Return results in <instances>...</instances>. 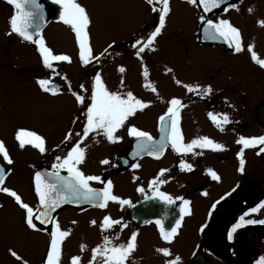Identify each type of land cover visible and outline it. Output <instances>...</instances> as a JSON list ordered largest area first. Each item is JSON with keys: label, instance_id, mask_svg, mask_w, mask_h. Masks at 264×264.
Instances as JSON below:
<instances>
[{"label": "flooded vegetation", "instance_id": "flooded-vegetation-1", "mask_svg": "<svg viewBox=\"0 0 264 264\" xmlns=\"http://www.w3.org/2000/svg\"><path fill=\"white\" fill-rule=\"evenodd\" d=\"M143 1L148 2V0ZM54 2L55 0H44L49 19L51 12H54L52 6ZM230 4L236 7H228ZM10 7L11 10L7 14L9 35L1 34L0 31V87L2 88H0V121L5 125L4 137L0 135V140L4 141L13 163L7 164L0 155V166H3L6 171L2 186L10 188L15 185L18 172H23L25 176L21 178L27 179L28 185L34 189L35 172L40 168L54 170L53 165L57 163L56 157L65 156L72 147L79 144L85 148L86 155L78 167L87 175L101 176L105 182L91 181V186L103 188L106 187V181L111 180L114 195L118 196L119 191L126 189L131 196L130 203L120 212L116 205L111 213L106 214L112 210L110 205L113 201L107 202L106 208L103 209L96 204H88L66 207L61 211L73 209L90 222L102 213L113 220L120 221V224L113 225L109 229L101 227L103 219L99 222L96 220V224L91 223L96 230V234L94 233L91 238L93 249L102 245L105 237H108L113 244L126 245L131 233L135 231L138 233L137 247L126 259L125 264H166V260L173 259L176 255L181 258L179 264H256L259 257L264 256V224L244 225L233 234L231 240L228 239V233L232 231V225L239 222L242 214L260 201H264V153H259L261 146L244 149V170L240 171V157L237 154L243 146L236 143L240 135L245 137L264 135V67L251 58V52L248 49L250 44L254 47L253 43H256L255 49L262 51V55L257 54V56L259 59H264V25L258 23L264 20V17H261L264 11V0L233 1L220 11L207 14L199 10L207 19L229 20L240 30L241 38H249L246 41L247 46L242 45L241 39L242 50L237 52L234 46H229L223 39H206L204 34L205 40L201 41L198 30V42L210 50L202 56L201 86L205 88L211 86L212 91L208 95L189 97L186 101L193 98L197 104H201L199 111L207 115V120L199 129H196L194 124L184 127L186 124L182 125V119L187 117L186 113L189 111L179 110V126L185 143L200 136H208L222 143L225 146L224 150L197 148L193 152L177 153L169 141L159 158L148 155L147 152H142L139 156L133 155L137 138L128 134L126 127L129 128V126L126 124V127L122 126L114 133L121 138L116 142H109L102 133L89 132L87 136L82 135L83 129L87 126L85 105L91 102L90 89L95 76L101 75L106 66L115 61L137 53L142 45H137L136 40L140 39L146 43V37L153 30L134 32L120 45L110 46L103 55L101 53L95 55L98 59L91 60L87 65L83 64L86 67V75L75 78V83L79 86H69L65 89L62 81L66 78L61 73V68L54 66L56 62H53L52 69L45 67L39 54V45L21 39L12 31L10 18L14 13V7L11 5ZM152 7L157 9L160 7L158 0L157 3L152 4ZM154 12L159 18V12ZM202 24L206 27L204 21ZM12 36L30 44L37 51L39 58L37 70L33 69V63L27 62L24 68L26 72H22L20 65L23 61L17 58V44ZM253 47L251 51H254ZM211 59L214 62L213 69H210L209 65ZM35 73L40 76V79H48L51 84L59 88L54 95L45 92L39 86L40 92L49 97L65 95L70 105L69 114L63 119L59 128V135L55 139L57 142L49 144L44 152L32 146L30 151L23 153L25 156L17 157L18 146L13 142L16 140V131L21 128L29 129L30 120L27 117L33 108L34 99L40 95L38 91L34 94L28 91L27 87L34 82ZM7 84L13 85V93L7 94L9 89L2 86ZM17 84L23 87L19 88ZM80 85H84V89H81ZM19 89L21 91L16 93ZM73 92L84 95L85 104L78 103ZM5 97L9 104L2 102ZM15 108L17 109L13 112L7 111ZM19 110L22 117L20 126ZM166 111L167 109L164 113ZM209 112L218 115L227 114L231 122L221 131L210 119ZM136 127L150 133L153 140L159 143L161 137L159 119L155 133L147 128ZM69 133L72 135L65 139ZM104 159H108L110 163L101 164L100 161ZM181 161L191 164L192 169H182ZM134 163H138L140 167L133 168ZM209 168L218 174L219 180L211 178L208 174ZM162 169L167 171L161 173ZM61 170L66 171V169ZM154 180H162L163 183L154 185ZM140 188L144 191L141 192ZM158 191L169 194L175 202L166 203L157 196ZM176 197L190 201L189 212L184 214L174 239L167 242L163 240L160 234L161 225H157L156 220H161L165 230L175 226V221L180 219V208L183 204V200H176ZM0 199V213L8 209V215L11 207L14 208V214L17 207L25 212L15 200L10 199L8 194L0 192ZM211 201L212 204H210ZM140 203L142 204L136 208L135 206ZM214 204L215 208H213ZM203 210L205 213H202ZM24 215L26 217V212ZM245 218L264 219V209L255 214H249ZM53 226L55 227L54 223L48 229L37 228L48 237V244L40 264H45L46 253L50 247V231ZM108 246L111 247V244ZM164 247L170 249L171 256L166 257L157 251Z\"/></svg>", "mask_w": 264, "mask_h": 264}, {"label": "rangeland", "instance_id": "rangeland-1", "mask_svg": "<svg viewBox=\"0 0 264 264\" xmlns=\"http://www.w3.org/2000/svg\"><path fill=\"white\" fill-rule=\"evenodd\" d=\"M77 2L86 9L90 18L87 31L94 56L107 51L110 46L120 45L134 32L154 30L156 26H159V18L152 10V4L143 0H77ZM52 6L54 12L52 11L50 14L51 18L45 29L44 38L54 54H66L71 57L70 63L56 62L54 64L61 68V73L66 77V80L62 81L64 88L78 87L75 78L86 75V67L79 60L78 42L71 26L65 25L59 19L61 6L55 2ZM170 9L171 11L166 16L165 26L155 39V51L147 49L139 57L136 53L129 54L106 66L100 75L109 91L121 94L131 91L137 98L150 102L148 107L142 111L137 110L133 116L129 117L125 124L129 127L134 125L147 128L154 133L159 117L170 106V100L174 97L181 100L183 106L180 109L189 111L186 113L187 117L182 119V125L186 124L184 127L194 124L196 129H199L207 120V115L203 111H199L201 104H197L193 98L186 101L189 97H195L198 94L189 92L183 86H201L202 56L204 53L210 52L198 42L197 34L202 23L200 20L202 15L197 5L189 3L188 0H170ZM10 10V4L0 0L1 34L9 35L7 14ZM261 17H264V11ZM12 37L17 44V58L23 61L20 65L23 69L22 72H26L24 68L27 62L33 63V69L37 70V61L39 60L37 51L30 44L22 42L15 36ZM248 40L249 38L243 37L242 45L247 46L246 41ZM253 44L255 53L262 55V51L255 49L256 43ZM209 65L210 69H213V59ZM145 66L149 70L148 78L143 75ZM120 67L125 68L123 73L119 71ZM167 69L172 71L169 72ZM34 75V82L27 86L28 91L33 94L36 91L40 92L38 90L40 76L36 73ZM176 80H180L182 83L177 84ZM2 86L9 89L7 94L13 93L12 84ZM16 86L23 87L20 84ZM152 86H155L156 92L151 90ZM20 91L19 89L16 93ZM6 98L2 102L9 104ZM69 106L65 95L62 94L49 97L40 92V95L34 99L33 108L27 117L30 120L28 130L34 131L44 138L45 150L49 144L57 142L55 139L59 135L63 119L67 118L69 114ZM16 109L7 111L13 112ZM20 114L19 110V126L22 119ZM0 124V135L4 137L3 127L5 125L2 121ZM184 127L182 126V129ZM126 128L128 129V127ZM13 142L18 146L17 157L25 156L23 153L32 149V146L28 145L21 148L17 140ZM23 176H25L23 172H18L17 183L10 188L15 190L22 200L35 210L37 207L35 190L28 185L27 179L21 178ZM118 197L128 201L131 198L130 192L126 189L119 191ZM10 199L14 200L13 197ZM6 205L12 206L11 204ZM116 205L118 212L127 206V204L113 201L110 205L112 210L106 214L111 213ZM7 210L0 213V264H23L24 261H27L28 264L37 262L40 264L48 244V237L39 230L27 226L25 212L20 208L17 207L15 214L13 207L9 209L8 215ZM202 213H205V210ZM104 216L103 213L99 214L94 220L99 222ZM55 221L59 222L62 229L70 231V235L63 240L61 245V264H71L73 256L81 257L79 264H90V261L92 264H97L98 260L96 262L91 260L94 247L91 238L94 233L96 234V230L90 220L78 215L77 211L73 209H67L61 212ZM82 245L85 246L83 249ZM12 251H15L21 259L13 257Z\"/></svg>", "mask_w": 264, "mask_h": 264}, {"label": "snow or ice", "instance_id": "snow-or-ice-1", "mask_svg": "<svg viewBox=\"0 0 264 264\" xmlns=\"http://www.w3.org/2000/svg\"><path fill=\"white\" fill-rule=\"evenodd\" d=\"M11 5H14L17 10L14 15L10 18V26L13 32L22 36L25 40L33 41V37L39 35L40 24L37 23V18L43 21V15L41 5L38 0H7ZM160 7L153 8V11L159 12V26L146 37V43L140 39L136 40L139 47L136 55L139 57L147 48L148 50L155 51V39L161 33V30L165 26L166 16L171 11L170 0H158ZM191 4H196L197 0H188ZM55 3L61 6L59 13V19L65 25L71 26L75 33V38L78 42L79 47V60L87 65L91 60L98 59L93 55V51L90 45V37L87 28L90 24V18L86 9L77 2V0H55ZM149 4L157 3V0H148ZM199 3L203 5L204 12H209L212 9L217 8L220 4L224 3V0H199ZM27 5H31L28 8ZM230 8H235L234 4L228 5ZM227 11V9H225ZM252 11V9H249ZM201 21L206 23L203 31L206 39L217 40L223 39L229 46H234L237 52L242 50L241 45V33L240 30L233 26V24L227 19H207L205 16L200 17ZM258 23L264 25V20L258 21ZM35 31H31V29ZM39 45V54L42 57V62L48 69L53 68V62H71V57L66 54H54L50 47H47L44 39L41 37L34 41ZM252 45L248 46L251 52V58L256 61L261 67H264V59H259L257 54L252 50ZM104 53H101L103 55ZM120 72H124L125 68L120 67ZM171 72V69H167ZM143 75L145 78L149 76V70L145 66L143 68ZM66 78V77H65ZM177 84H181L180 80L175 81ZM38 84L41 89L45 92L52 94L57 93V89L48 79H39ZM189 92L196 94L208 95L211 93V86L201 87L200 85H183ZM81 89H84V85H80ZM153 92H156L155 86L151 87ZM91 102L86 104V124L87 126L83 129L82 135L87 136L89 132H95L97 134L102 133L109 142H116L120 137L114 135L117 129L124 126L125 121L133 116L137 110H143L149 106L150 102H145L142 99L137 98L131 91L126 94H121L116 91H109L104 84L100 75H96L94 78L93 85L90 89ZM76 101L80 104H85V96L78 93H72ZM182 102L178 98H172L170 100V106L167 111L159 117L160 120V141L157 144L153 140L150 133L143 131L136 126H130L128 128V134L136 137V147L133 152L134 156H139L142 152H147L148 155H155L159 158V155L164 151L168 142L170 141L171 147L177 153H189L193 152L194 149H210L214 151L224 150L225 146L222 143L208 136H200L192 139L190 142L185 143L182 130L179 126L180 115L179 110L182 107ZM210 119L214 124L221 130H224V126L229 124L231 121L227 114H215L213 112L208 113ZM72 134L66 136L68 139ZM15 139L19 142V146L24 148L26 145L33 146L41 152L45 151V140L41 135H38L34 131L26 129H18L15 134ZM236 143L243 146L241 151L237 154L240 157V171L244 170V149L259 147V153H264V135L258 137H245L240 135ZM258 153V154H259ZM0 155L7 164L13 163L8 150L5 147L4 141L0 140ZM85 148L79 144L71 148V150L63 157H56L57 163L53 165V171L48 173H42L40 171L35 172L34 175V190L38 196L40 208L38 214L34 213V210L28 203H25L21 196L13 189L3 187L6 171L3 166H0V192L8 194L13 197L15 202L25 210L26 217L25 222L31 229H37V224L34 221H40L41 224L54 223L55 227L50 231V247L46 253L45 264H61L62 249L61 245L63 240L70 235V231L62 229L59 222L55 221L52 217V212L59 208L62 203L68 202L70 199L75 203H82L87 201L89 203H95L100 208H106L107 202L117 201L120 204H128L130 201L122 199L112 193L113 183L111 180L106 181V187L94 188L91 186V181H98L105 183L102 177L99 175H87L85 174L78 165H80L85 159ZM101 164H109L108 159L100 161ZM133 168H139L138 163L132 164ZM182 169H192L191 164H186L181 161ZM66 169L67 175H61L60 170ZM167 171L162 169L161 173ZM208 174L213 180H219L218 174L208 169ZM163 183L162 180H154L153 184ZM141 192L143 188L139 189ZM158 197L163 199L168 204H173L175 200L169 194L164 192H157ZM207 195V193H205ZM176 200H183V204L180 208V219L175 221V226L171 227L170 230H165L161 220L157 219L156 224L161 225L160 234L164 241L171 242L177 234V229L181 224V220L185 213L189 212L190 201L183 199L182 197H176ZM215 208V204L213 205ZM261 209H264V201H260L255 206L249 208L244 214L239 217V222L232 225V231L228 233V239H233V234L244 225L252 224H264V219H246L245 217L249 214H255ZM92 224H96V221H91ZM120 224L119 220H113L110 216L103 218L101 227L104 229L112 228L113 225ZM137 232H132L130 239L125 244H113L108 238H104L102 245L92 249L93 260H99L97 264H125L126 259L137 247ZM111 244V247L108 245ZM82 249L85 247L81 246ZM158 252L164 256H171L170 249L167 247L157 249ZM13 257L21 259L15 251L11 252ZM81 260L80 256H73L71 258V264H79ZM181 258L176 255L173 259L166 260V264H179ZM23 264H28L24 261ZM90 264L92 262L90 261ZM256 264H264V256H260L256 261Z\"/></svg>", "mask_w": 264, "mask_h": 264}, {"label": "water", "instance_id": "water-1", "mask_svg": "<svg viewBox=\"0 0 264 264\" xmlns=\"http://www.w3.org/2000/svg\"><path fill=\"white\" fill-rule=\"evenodd\" d=\"M233 1H238V0H224V3L220 4L217 8L212 9V10H210L209 12H212V11H214V10H218V11H220L221 9H223V7H224L225 5H227L228 3L233 2ZM38 3L42 6L40 11L42 12V15H43V21H41V20H39V18H37V23L40 24V32H39V35H40L42 29L44 28V26H45V25L47 24V22H48V14H47V11L45 10V8L43 7V0H38ZM197 4H198L199 8L204 12V10H203V5L199 3V0H197ZM27 7H28V8H31L32 6H31V5H27ZM205 13H208V12H205ZM204 27H205V25L202 24V26H201V28H200V31H199V38H200L201 41H204V40H205V39H204V31H203ZM31 31H35V29H34V28L31 29ZM39 35L34 36L32 42H34V41L36 40V38H37ZM52 85H53V84H52ZM54 86H55V85H54ZM55 87H56V89H57V91H58L59 88H57V86H55ZM38 171H40V172H42V173H48V171H45L43 168L39 169ZM50 172H51V171H50ZM60 174L66 176L68 173H67V171H60ZM88 203H89V202H88ZM88 203H84V204H82V205H85V204H88ZM89 204H95V203H89ZM67 205L78 206V205H80V203H75V202H73V201L70 199L68 202L62 203V204L60 205L59 208H56V209L52 212V214H51L52 217H53L55 214H57L62 208H64V207L67 206ZM39 208H40V206H39ZM39 208H38V209H39ZM36 213L38 214V210H37ZM34 222L37 224V226H41V227H44V228L49 227L50 224H51V223H48V224H41L40 221H34Z\"/></svg>", "mask_w": 264, "mask_h": 264}]
</instances>
